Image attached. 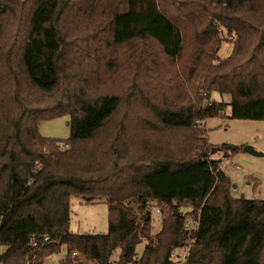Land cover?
<instances>
[{"label":"trees","instance_id":"16d2710c","mask_svg":"<svg viewBox=\"0 0 264 264\" xmlns=\"http://www.w3.org/2000/svg\"><path fill=\"white\" fill-rule=\"evenodd\" d=\"M213 94L264 120V0H0V264H174L188 244L187 264H264V200L211 157L236 149L207 141ZM66 114L68 138L39 133ZM72 196L107 202L105 233L70 232Z\"/></svg>","mask_w":264,"mask_h":264},{"label":"rangeland","instance_id":"374dc122","mask_svg":"<svg viewBox=\"0 0 264 264\" xmlns=\"http://www.w3.org/2000/svg\"><path fill=\"white\" fill-rule=\"evenodd\" d=\"M221 36L223 41L215 57L217 62L231 54L233 42L232 37L223 29ZM213 97L224 101L225 105L220 115H214L204 120L207 141L212 145L227 144L235 147L226 152L211 154L213 158H220V166L229 176L231 194L234 197H245L247 199L264 200V120L237 119L231 116L229 105L230 96L224 94ZM69 115H61L46 119L39 124V133L44 137L66 139L69 136ZM246 146L252 147L256 152L245 150ZM188 209L181 208L184 212ZM152 212V233L160 228L162 212L151 205ZM70 232L72 233H105L108 230V207L104 199H97L87 202L81 197L70 198ZM190 223V221H189ZM142 245H138L141 251ZM3 248H0V252ZM178 248L174 251L177 259ZM62 252L52 255L47 264H59ZM79 261V260H77ZM75 261V264L78 262ZM86 264H91L89 261Z\"/></svg>","mask_w":264,"mask_h":264},{"label":"built area","instance_id":"2783aa9c","mask_svg":"<svg viewBox=\"0 0 264 264\" xmlns=\"http://www.w3.org/2000/svg\"><path fill=\"white\" fill-rule=\"evenodd\" d=\"M187 224H189V223H187ZM189 248H190V244H188L185 247H181V249H179V251L182 250V252L180 254L178 251L176 252L177 253V255H176L177 259L175 260L174 264H187V257L186 256L188 254ZM77 254L78 253L76 251L72 252V256H77ZM84 260H86L85 257L81 256L79 261L83 262ZM79 261H77V262H79Z\"/></svg>","mask_w":264,"mask_h":264},{"label":"water","instance_id":"95a60500","mask_svg":"<svg viewBox=\"0 0 264 264\" xmlns=\"http://www.w3.org/2000/svg\"><path fill=\"white\" fill-rule=\"evenodd\" d=\"M245 150H248V151H251V152H253V153H256V152L252 149V147H250V146H246V147H245Z\"/></svg>","mask_w":264,"mask_h":264}]
</instances>
